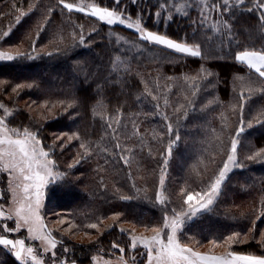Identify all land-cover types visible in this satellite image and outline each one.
Listing matches in <instances>:
<instances>
[{
	"label": "trees",
	"instance_id": "trees-1",
	"mask_svg": "<svg viewBox=\"0 0 264 264\" xmlns=\"http://www.w3.org/2000/svg\"><path fill=\"white\" fill-rule=\"evenodd\" d=\"M80 1L113 6V0H67L70 3ZM215 2L223 3V0H210V3ZM259 2L264 3V0ZM14 3L17 9L23 7L26 12L29 5L38 7L17 23L15 16L19 12L13 10ZM256 3L257 0H246L242 8H236L234 23L233 18L225 16L224 19L233 23V32L236 40L242 42V47L260 50L264 47V36L261 35L264 29L258 23L259 11H248ZM161 4L165 5L162 14L156 15ZM46 7L55 11L50 22L40 29L37 40V24L43 21ZM120 7H126L133 19L138 14L143 15V23L150 30L180 41L201 44L203 56L184 55L151 45L142 41L135 31L120 25L109 27L90 15L67 10L61 12L58 0H0V13H6L0 17V36L10 26L12 29L8 37L0 40V48L23 42L21 50L30 52V40H35L37 50L47 45L46 51L53 53L51 56L41 52L39 56L33 53L35 58L25 56L13 61L0 60V81L3 82L0 83V102L13 109L9 124L38 130L46 148L61 133L65 136L57 141V145L67 135L77 132L83 139L93 141L97 149L81 158L78 155L82 152L80 140H72L63 148L57 146L52 159L56 161V170L66 173V176L62 182L49 186L47 198L43 201L41 214L50 228V216L54 213L67 215L75 222L71 231L81 234L89 231L97 235L96 229L88 227L93 222L99 223L101 229L106 224H113L112 228L104 229L98 242L69 239V235H61L59 231L54 233L68 247L67 255L76 259L77 264H93L91 257L94 255L120 256L121 253L112 247L113 241L125 248L123 255L126 259L130 255L140 257L143 253L141 247L135 251L127 247L130 240L127 233L120 231L121 227L136 226L137 232H143L144 224L162 223L163 212L168 210L170 214V210L179 203L175 195L179 188L187 184L199 191L201 179L197 173H203L205 167L214 168L209 163L214 154L216 162H220L223 153L219 151L221 145L217 138L226 148L230 147V139L236 135L235 128L241 126L238 109L233 112L230 107L239 103V88L234 92L232 87L233 75L238 73L247 78L250 70L228 54L226 34L216 32L211 24L201 26L195 23L200 20V13L194 5L185 14L174 12L169 0H121ZM208 15L219 19L214 13ZM81 26L84 43L73 44L71 32L76 31L79 36ZM112 32L131 43H119ZM60 36L64 37L63 42H60ZM56 47L60 48L59 53L55 52ZM237 50L242 48H237L234 41L232 53ZM77 62L90 69L87 79ZM202 67L214 75L206 81L199 80L193 96L191 85L197 82L186 81L184 77H196L198 72L200 77L205 76ZM251 79L257 81L254 72ZM145 81L150 88L157 85L154 91L159 94V109L155 107L157 101L152 95L144 92ZM17 83L33 86L13 93L12 88ZM239 83L237 81V85ZM253 86L259 88L260 84L257 81ZM244 91L247 93V86ZM186 96L192 101L191 105L185 102ZM213 98H218L219 102L209 103ZM45 100L49 104L44 105ZM61 100L65 104L57 103ZM165 100L168 101L167 107ZM69 101L73 103L69 104ZM177 104L184 105L187 112L186 116L184 111L179 113V121L174 112ZM262 109L264 93L255 92L245 102V130L238 136V156L243 167L238 166L229 173L222 191L209 209L202 210L184 225V236L192 238V246L209 243L213 238L222 239L231 231H247L252 226L251 221L260 208L261 198H264V161L247 157L264 147V122L256 123L254 119ZM118 111L121 113L120 125L115 122ZM162 112H167L173 123L171 134L167 131L168 121L164 120ZM222 115L226 117L227 127L223 126ZM109 117L113 119L109 121ZM249 120L253 121L251 125L247 123ZM109 122L112 128L107 127ZM113 129H117L115 134ZM161 132L163 137L159 135ZM170 139L176 143L168 156ZM117 140L120 148L115 147ZM105 148L108 149L106 153ZM165 156H168L167 165L164 164ZM124 159H129L130 163L125 164ZM74 160H79V163L69 169L68 165ZM164 167L167 169L166 189L173 194L166 208L155 201V191ZM113 212L121 213L115 222L111 220ZM256 229L258 237L259 230H264V218L256 221ZM20 235H26L24 229ZM26 243H30L29 240ZM33 244L36 245L35 241ZM209 247L206 244L205 249ZM235 250L264 254L256 241L237 245ZM56 254L63 258L61 245H57ZM48 256L50 254H45L46 259ZM0 262L19 264L2 246Z\"/></svg>",
	"mask_w": 264,
	"mask_h": 264
},
{
	"label": "snow or ice",
	"instance_id": "snow-or-ice-1",
	"mask_svg": "<svg viewBox=\"0 0 264 264\" xmlns=\"http://www.w3.org/2000/svg\"><path fill=\"white\" fill-rule=\"evenodd\" d=\"M246 0H223V3L215 2L209 4L206 0H192L191 4H186L183 7L191 8L193 5L200 13V20L195 23L203 26L206 21L210 20L208 13H214L219 19H212V28L222 34H226L228 37V54L232 55L234 61L239 62L240 65L247 67L250 71L248 77L241 74L233 75V91L235 92L239 88V103L231 104L233 112L238 109V115L240 120V127L235 128V136L230 139V147H225L223 142L218 139L221 147L219 151L223 153V156L219 163L215 160V154L210 158L209 163L214 165V168L210 170L205 167L203 173H197L201 179L200 190L196 191L191 186L185 184L181 186L179 191L175 193L176 199L179 201L177 208H172L171 215L168 210H165L162 214V223H153L151 225L144 224L143 232H137L136 226L131 228L121 227L122 233H127L130 244L127 245L131 250L135 251L138 246L143 248V253L140 255L143 259L137 262V257L133 256L130 259L134 264H264V254H257L253 251H238L235 250V246L241 244H247L249 241H256L259 249L264 253V230H259V236L257 237L256 221L264 218V198H261L260 208L256 210V215L252 219V226L247 231H231L229 234L220 238H213L209 241V249L205 251L198 250L192 246L190 240L192 238L184 236V225L187 220L197 215L202 210L209 208L214 200L218 197L223 189V185L227 180L229 173L236 167H243L240 163L238 156V145L240 141L238 136L244 132V108L245 102L255 93H264V47L260 50L250 47H242V42L236 40V34L233 32L234 23V11L236 8H242ZM121 0H113V6H102L100 2H94L91 4L85 3H70L67 0H58V7L63 12L67 10L69 13L72 11H78L84 14H90L93 17L98 18L101 22H106L107 25H127L129 28L136 30L141 40L153 44L165 45L170 49L176 50L182 54H189L194 57H202V46L199 43H188L171 38L167 34H161L158 31L150 30L143 23V15L138 14L135 19L127 13L126 7H120ZM13 10L19 12V15L15 16L17 23L20 22L23 16L30 14V12L38 7L37 5H29V9L26 12L23 7L17 9L16 3L13 4ZM165 5L161 4L160 9L156 15L162 14V9ZM259 11L258 23L261 29H264V3L259 2L254 5V8L248 9V11ZM55 11L52 7H46L43 15V21L37 24L36 36L39 39L40 29L48 22H50V16ZM6 15V13H0V17ZM225 16L233 18V23L229 22V19H224ZM223 26L222 28L220 26ZM11 26L8 31H5L0 40H4L11 33ZM195 35V33H193ZM264 36V32H261ZM72 43L76 42L84 43L85 37L83 35V26L80 27V34L77 36L76 31L71 32ZM30 39V36H29ZM60 42L64 41V37H59ZM119 39L122 41L124 37ZM235 41L237 50L232 53V44ZM23 42L10 45L8 48H0V60L13 61L25 56H32L33 53L39 56L41 52L51 56L53 53L46 51L47 45H42L39 50L36 47V41L30 40L31 51H22L21 47ZM55 52L59 53L60 48L56 47ZM116 60L119 61L120 57L117 56ZM77 65L81 68V71L85 73V79L90 74V69L86 65H81L77 62ZM115 67V62L113 63ZM127 66H125L126 68ZM202 71L205 76L200 77L199 72L196 77L185 76L186 81H196L192 83L193 89L192 95L195 96L198 87L199 80H207L209 76L214 75L211 70L202 67ZM254 72L257 76V81L260 84L259 88H255L253 85L257 81L251 79V73ZM171 79V78H169ZM239 81V85H237ZM0 83H3L0 81ZM32 84L17 83L12 92L16 93L17 90L25 87H32ZM247 86V93L244 88ZM157 85L149 87L148 82H144V92L152 95L153 100L157 101L155 107L159 109L158 103L159 94L154 90ZM185 102L191 105L192 101L185 97ZM218 98H213L209 103H217ZM57 103L63 105L65 101L61 100ZM69 104L73 101H69ZM165 107L168 105V101L165 100ZM44 105L49 104V101L45 100ZM0 110L3 114L0 115V175L6 174V187L0 189V199H3L5 203H0V246L9 254L13 255L15 260L19 264H77V260L70 258L67 254L69 249L63 245L62 239H57L54 234L57 230L61 235L64 232H68L70 235L75 236L76 233L71 231L74 226V221L70 220L67 215H59L54 224V227H48L45 222L44 216L41 214L43 209V201L47 198L50 185H56L63 181L66 173L56 170V161L52 159L54 149L59 146L64 147V144L72 140H80L79 148L82 152L78 153L81 158L87 157L89 154L95 152L97 149L94 142L91 140L83 139L79 133L73 132L67 135L66 138L57 145V141L61 140L65 134L61 133L57 136L51 145L47 148L44 142L40 138L39 131H33L29 127H14L9 124V120L13 116V109L9 108L3 102H0ZM51 112V108L48 109ZM181 111L187 112L184 105L177 104L174 112L177 114V121H179V113ZM103 115V112L101 113ZM120 115L115 118V122L120 125ZM165 121H168L166 127L169 134L174 130L173 123L167 112H162ZM47 119V117H45ZM113 118L109 117V121ZM221 119L225 121L224 127H227L226 117L221 116ZM256 123L264 122V109H262L256 117H254ZM249 125L253 123L252 120L247 121ZM108 128H112V123L107 124ZM117 129H113V133ZM161 137L164 133L159 134ZM179 136L177 134V140ZM176 141L169 140L167 153L170 156L172 148ZM116 148H120L119 140L116 141ZM126 147V146H125ZM107 148L104 149L106 153ZM130 151V149H129ZM168 156L164 157V164L168 163ZM249 160L259 159L264 161V147H260L251 153ZM79 160H74L72 164L68 165V168H73ZM125 164H129V159H124ZM166 167L161 169L159 176V186L155 191V201L162 207L166 208L167 204L172 201V193L166 189ZM206 174V181H205ZM4 180H0V183H4ZM10 193V196L8 195ZM10 200V203L8 202ZM121 216L120 212H113L111 214V220L115 222L117 218ZM12 223L14 226H9ZM66 225V227H65ZM91 229L97 230V235H92L91 232L85 231L84 236L88 238L90 242H98L99 236L102 235L104 229H110L113 224L104 225V229L100 228V224L93 222L88 225ZM22 229L27 230L26 236H21ZM15 234V238H12ZM243 237V239L241 238ZM39 241V245L33 243H26V240ZM189 241V242H186ZM198 243V242H197ZM57 245L63 247V258L57 256ZM216 246H222L223 251L215 252ZM112 247L118 250L121 255L115 260L111 258L101 260L98 256H92L91 260L97 262V264H128V259L123 255L125 248L121 244L112 242ZM40 249L43 251L41 252ZM100 251H103L101 249ZM50 253L48 258H45V254ZM3 264V262H0Z\"/></svg>",
	"mask_w": 264,
	"mask_h": 264
},
{
	"label": "rangeland",
	"instance_id": "rangeland-1",
	"mask_svg": "<svg viewBox=\"0 0 264 264\" xmlns=\"http://www.w3.org/2000/svg\"><path fill=\"white\" fill-rule=\"evenodd\" d=\"M206 2H208L209 4H211L210 3V0H206ZM77 3H85V4H91V3H93V2H85V1H80V2H77ZM192 3V0H169V4H170V6L174 9V12H177V13H180V14H185L188 10H189V8L188 7H183L184 5H186V4H191ZM76 12H78V11H76ZM80 13V12H79ZM82 14H84V13H82ZM86 15H90V14H86ZM91 16V15H90ZM93 17V16H92ZM97 21H99L98 20V18H96V17H94ZM211 20H212V18L210 19V20H208V21H206L205 23H207V24H211ZM99 22H101V21H99ZM101 23H104V24H106V22H101ZM107 25V24H106ZM116 25H120V26H122V27H124V28H126V29H130V30H132V31H135L136 32V30L135 29H133V28H129L127 25H121V24H119V23H117ZM107 26H109V27H111V26H113V25H107ZM137 33V32H136ZM112 35H113V37L119 42V43H121V44H123V43H126V44H130L131 42L128 40V39H126V38H124V40H120L119 39V37H121V35H119V34H117V33H115V32H112ZM140 38V37H139ZM141 39V38H140ZM143 41V40H142ZM147 43H149V42H147ZM149 44H153V43H149ZM153 45H156V46H159V47H162V48H164V49H167V50H169V51H172V52H175V53H179V52H177L176 50H173V49H170V48H168L167 46H165V45H160V44H153ZM180 54H182V53H180ZM184 55H189V54H184ZM189 56H191V55H189ZM0 180H4L5 182L4 183H0V189H3V187L5 186L6 187V174H3V175H0ZM9 196H10V193L8 194ZM9 203H10V200L8 201ZM0 203H5V201L3 200V199H0ZM177 205L178 204H176V206H174V208H177ZM207 209H209V208H207ZM206 209V210H207ZM177 210H179L178 208H177ZM170 215H171V213H170ZM196 216V215H195ZM195 216H193V217H195ZM192 217V218H193ZM192 218H190V219H192ZM50 226L51 227H54V224H55V222L57 221V219H58V216L54 213L53 215H52V217L50 216ZM189 219V220H190ZM189 220H187L186 222H185V224L189 221ZM65 227H66V225H65ZM25 230V233H26V235H27V230L26 229H24ZM57 231H59V230H57ZM60 232V231H59ZM141 232V231H140ZM65 234H67V235H69V239L70 238H75V239H81V240H83V239H88L87 237H85L84 236V234H81V233H78V232H75L76 233V235L75 236H72V235H70L68 232H64ZM25 235V236H26ZM83 235V236H82ZM12 238H15V234H13V236H12ZM29 242L30 243H33V241L32 240H30L29 239ZM35 243H36V245H39V241L37 240V241H35ZM206 244H209V243H206ZM206 244H203V245H197L196 246V248L198 249V250H201V251H205L206 249H205V247H206ZM35 245V244H34ZM138 247H140V246H138ZM213 251H215V252H221V251H223V247L222 246H216L214 249H212ZM43 251V250H42ZM144 250H143V248L141 247V252H143ZM48 254H50V253H48ZM96 256H98V257H100V259L101 260H103V259H107V258H109V257H105V256H102V255H96ZM133 256H135V257H137V262L140 260V257H138L137 255H130L129 257H128V264H134V262H133V260L132 259H130L131 257H133ZM117 257H119V256H115V257H111V259H113V260H115ZM93 264H97V262H94L93 261Z\"/></svg>",
	"mask_w": 264,
	"mask_h": 264
}]
</instances>
